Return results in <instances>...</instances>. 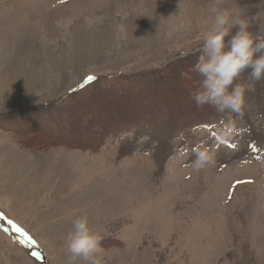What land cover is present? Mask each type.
Segmentation results:
<instances>
[{
    "label": "rangeland",
    "instance_id": "1",
    "mask_svg": "<svg viewBox=\"0 0 264 264\" xmlns=\"http://www.w3.org/2000/svg\"><path fill=\"white\" fill-rule=\"evenodd\" d=\"M212 4L0 0V264H88L70 259L65 243L85 215L101 237L98 264H264V80L246 92L226 142L217 129L227 115L213 108L192 125L147 117L129 129L133 139L119 140L122 131L96 153L26 150L17 135L42 124L23 116L87 83L119 89L121 77L196 63ZM220 6L264 37V0ZM201 144L216 157L197 171Z\"/></svg>",
    "mask_w": 264,
    "mask_h": 264
},
{
    "label": "trees",
    "instance_id": "2",
    "mask_svg": "<svg viewBox=\"0 0 264 264\" xmlns=\"http://www.w3.org/2000/svg\"><path fill=\"white\" fill-rule=\"evenodd\" d=\"M194 65L171 64L163 71L121 77L126 82L120 80L119 89L104 80L88 83L61 104L23 116L42 124L17 134L24 138L21 145L26 150L65 148L96 153L108 138L137 127L147 117L186 118L192 125L211 109L208 105L197 107L191 98L201 80Z\"/></svg>",
    "mask_w": 264,
    "mask_h": 264
},
{
    "label": "clouds",
    "instance_id": "3",
    "mask_svg": "<svg viewBox=\"0 0 264 264\" xmlns=\"http://www.w3.org/2000/svg\"><path fill=\"white\" fill-rule=\"evenodd\" d=\"M222 2L213 0L210 9L214 22L203 37L200 54L193 66L201 80L191 98L197 107L208 105L217 113L227 115L226 121L217 129L218 141L226 142L238 131L236 120H242L245 115L246 92H254L255 83L264 80V37L255 36L250 30V22L235 17L230 9L222 8ZM244 73H247V82L236 83ZM134 137L135 131L129 130L121 133L118 139ZM148 139V136H142L138 142ZM193 154L192 166L197 171L215 163L216 152L206 145H197ZM65 243L71 253L70 259L81 258L88 264H98L95 257L101 251V237L92 230L86 215L72 222Z\"/></svg>",
    "mask_w": 264,
    "mask_h": 264
},
{
    "label": "snow or ice",
    "instance_id": "4",
    "mask_svg": "<svg viewBox=\"0 0 264 264\" xmlns=\"http://www.w3.org/2000/svg\"><path fill=\"white\" fill-rule=\"evenodd\" d=\"M91 79V78H90ZM231 147H234V145H231Z\"/></svg>",
    "mask_w": 264,
    "mask_h": 264
}]
</instances>
